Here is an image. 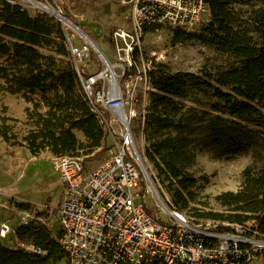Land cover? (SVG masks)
<instances>
[{
  "label": "trees",
  "instance_id": "trees-1",
  "mask_svg": "<svg viewBox=\"0 0 264 264\" xmlns=\"http://www.w3.org/2000/svg\"><path fill=\"white\" fill-rule=\"evenodd\" d=\"M209 2L212 18L207 36L178 30L175 43L200 40L231 53L240 63L215 75L149 72L154 93L145 131L150 141L154 135L178 127L176 121L184 107L174 99H185L191 91L212 93L217 102L211 112L216 115L205 114L210 118L201 126L204 143L232 154L243 151L256 135L249 125L264 128V9L244 16L233 8L234 0ZM136 56L138 52L134 59ZM0 81V90L29 104L25 112L32 127L18 141L12 135V120L0 118V145L25 148L32 157L46 152L81 157L82 151L89 157L105 149L107 131L82 90L66 28L52 15L38 11L32 15L17 2L0 0ZM192 142L188 136L167 135L152 145L153 152L148 151L146 158L156 162L153 153L161 156L159 170L188 190L197 185L186 173L194 161L189 150ZM177 197V203L184 202L182 193ZM218 201L231 211L228 221L239 225L254 222L257 227L252 229L264 236V169L247 168L240 191L224 193ZM27 237L36 253L11 249L0 237V264H70L67 252L44 224L31 222L17 229L19 242Z\"/></svg>",
  "mask_w": 264,
  "mask_h": 264
},
{
  "label": "built area",
  "instance_id": "built-area-1",
  "mask_svg": "<svg viewBox=\"0 0 264 264\" xmlns=\"http://www.w3.org/2000/svg\"><path fill=\"white\" fill-rule=\"evenodd\" d=\"M122 3L131 10L132 30L114 32L120 65L107 57L105 60L77 32L83 42L76 43L75 34L66 29L82 90L107 131L106 140L112 141H108L111 156L93 171L85 169L86 160L93 155L53 156L54 169L64 184L57 209L61 230L57 233L46 226L44 212L34 217L19 211L23 214L22 225L44 223L67 252L70 264H253L264 255V236L247 224L221 230L217 222L191 220L171 200L160 194L157 199L145 170V154L135 138L137 90L143 85L147 90L152 88L146 70L132 74V60L148 34L146 30L170 26L189 32L211 20L209 0ZM93 53L103 69L92 61ZM146 113L140 114L144 130ZM143 193L155 200V215L142 201ZM3 196L0 184V205ZM11 232L10 227L1 225V238Z\"/></svg>",
  "mask_w": 264,
  "mask_h": 264
},
{
  "label": "rangeland",
  "instance_id": "rangeland-1",
  "mask_svg": "<svg viewBox=\"0 0 264 264\" xmlns=\"http://www.w3.org/2000/svg\"><path fill=\"white\" fill-rule=\"evenodd\" d=\"M12 1L29 10L32 15L37 11L47 13L43 8L35 7L24 0ZM33 1L58 12L61 11L69 21L79 26L95 41L111 63L122 64L119 49L114 40V32L118 29L132 30L131 10L122 3V0ZM233 8L242 11L244 16H248V12L264 9V0H234ZM210 23L211 20L186 32L197 36H207ZM65 28L69 34H75L76 43L83 42L75 30L68 25H65ZM178 30L181 29L170 26L152 29L142 39L141 46L137 50L138 56L132 60L135 67L132 74L146 70L148 73L162 71L167 74L215 75L239 65L240 59L231 53L221 52L200 40H185L181 44H176ZM122 55L124 57V54ZM92 61L98 64L99 70L104 68L94 53ZM153 93L152 88L147 90L144 85L137 90L135 110L139 113V119L134 121V131L138 147L146 157L148 151L153 152L152 145L167 135L192 138L193 142L189 150L194 155V161L186 169V173L197 180L195 187L188 190L181 189L173 178L159 170V166H163L161 156L153 153L156 162L146 158L145 164L157 191L165 200H171L187 218L201 222H217L218 227L232 230L235 224L227 220L232 213L218 201V197L228 192H239L243 184V173L247 168L252 167L256 171L264 169V128L249 125L256 135L241 152L223 154L217 147L206 146L201 126L204 120L210 118L205 115L206 112H210L212 116L216 115L211 112V108L217 100L212 93L191 91L185 99H174L184 107L182 115L176 121L178 127L156 134L148 141V133L143 129L140 114L149 112ZM28 106L29 104L22 97L12 96L0 90V118L12 120L9 122L14 126L12 135L18 141H22L32 129L27 123L25 112ZM77 136L84 141L81 133H77ZM108 141L112 142L110 139L106 140L104 150H99L92 158L86 160L85 169L93 171L109 159L111 149L108 148ZM84 154L82 151L81 157H85ZM52 158L53 155L50 152L43 153L39 157H32L25 148H9L6 144L0 145V184L4 189L0 205V230L2 224L12 230L7 238H1V240L11 249H23L36 253L28 237L22 243L16 238L17 229L23 226L21 213L29 212L36 217L37 214L44 212L46 226L57 233L61 230L57 209L62 199L64 184L54 169ZM179 192L184 196V202L177 203ZM142 201L147 205L148 211L155 215L153 211L157 209L155 200L143 193ZM43 209L47 210V213L42 211ZM199 215L202 217H198ZM214 215L221 217L215 218ZM247 226L257 227L254 222L247 223ZM253 264H264V256L255 259Z\"/></svg>",
  "mask_w": 264,
  "mask_h": 264
},
{
  "label": "water",
  "instance_id": "water-1",
  "mask_svg": "<svg viewBox=\"0 0 264 264\" xmlns=\"http://www.w3.org/2000/svg\"><path fill=\"white\" fill-rule=\"evenodd\" d=\"M37 4H39V3H37ZM39 8L42 9V7H41L40 5H39ZM43 10H45V9H43ZM45 12H47L48 14L52 15L53 17H55L56 19H58L59 21H61L63 24H66V25L70 26V27H71L73 30H75L78 34H80L82 37L86 38V40L89 41V42L92 44V46L94 47V49H95L99 54H101V56H102L105 60H107V58H106L105 54L103 53V51L101 50V48H100V47L95 43V41H94L92 38H90V37L87 35V33H86L85 31H83L79 26H77L76 24L72 23L71 21H67V22H66L64 19H62L61 17H59L58 15H56V14L53 13V12H50V11H48V10H45ZM60 13H61V12H60ZM145 170H146L147 176H149L150 182H151V183L153 184V186H154V189H155L156 193L159 195V193H158V191H157V189H156V187H155V184H154L153 180L150 178L149 171H148V169H147L146 166H145Z\"/></svg>",
  "mask_w": 264,
  "mask_h": 264
},
{
  "label": "bare ground",
  "instance_id": "bare-ground-1",
  "mask_svg": "<svg viewBox=\"0 0 264 264\" xmlns=\"http://www.w3.org/2000/svg\"><path fill=\"white\" fill-rule=\"evenodd\" d=\"M24 1H26V2H28V3H30V4H32V5H34L35 7H39V4H37V3H36L35 1H33V0H24ZM40 6H41L43 9H45V10H48V11H50V12L55 13L56 15H58L59 17H61L62 19H64L66 22L69 21V20L64 16L63 13H60V12H58V11L52 9V8L46 7V6H42V5H40ZM111 68H112V70H113V67H111ZM151 189L153 190V193H154L155 197H156L157 199H159V195L156 193V191H155L154 186H153L152 183H151ZM158 193H159V192H158ZM159 194H160V193H159Z\"/></svg>",
  "mask_w": 264,
  "mask_h": 264
},
{
  "label": "crops",
  "instance_id": "crops-1",
  "mask_svg": "<svg viewBox=\"0 0 264 264\" xmlns=\"http://www.w3.org/2000/svg\"><path fill=\"white\" fill-rule=\"evenodd\" d=\"M88 71H89V72H93V68H89Z\"/></svg>",
  "mask_w": 264,
  "mask_h": 264
}]
</instances>
